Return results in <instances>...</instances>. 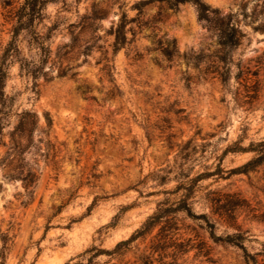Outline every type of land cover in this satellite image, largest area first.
Listing matches in <instances>:
<instances>
[{
    "label": "rangeland",
    "instance_id": "rangeland-1",
    "mask_svg": "<svg viewBox=\"0 0 264 264\" xmlns=\"http://www.w3.org/2000/svg\"><path fill=\"white\" fill-rule=\"evenodd\" d=\"M141 1L147 0H48L42 19L17 36L7 62L4 92L13 102L1 120L3 141L21 112H35L42 128L48 114L51 151L46 159L34 150L26 155L37 162L39 180L33 202L23 207L24 190L9 180L0 146V238L9 237L4 264H85L93 248L112 251L157 209L173 207L185 194L173 192L179 184L215 171L218 163L228 171L251 158L222 157L224 150L264 138V32L254 30L264 28V0H201L218 17L232 16L244 35L236 48H222L214 22L200 20L191 3L176 10L148 4L138 15L133 6ZM22 3L0 0V56ZM122 15L128 45L113 53L111 31ZM171 40L177 54L167 59L163 49ZM42 46L51 51L43 66ZM107 59L120 92L114 100L105 97ZM35 67L45 71L36 80L29 72ZM79 86L90 94L79 95ZM40 137L45 140L37 130L33 141ZM234 198L255 212L213 215L211 200ZM188 202L214 223L216 236L239 229L247 253L264 251V167L204 178ZM143 255H151V264H244L239 248L214 243L203 220L181 212L92 264H143ZM257 264H264L261 256Z\"/></svg>",
    "mask_w": 264,
    "mask_h": 264
},
{
    "label": "trees",
    "instance_id": "trees-1",
    "mask_svg": "<svg viewBox=\"0 0 264 264\" xmlns=\"http://www.w3.org/2000/svg\"><path fill=\"white\" fill-rule=\"evenodd\" d=\"M47 1L48 0H23L22 5L15 12V26L12 29L11 39L0 56V146L5 148V153L1 158V163H6L8 168H10V173L8 175L9 180L20 181L24 190L23 195H20V197H22L21 205L23 207H27L33 202L35 188L39 180V174L36 169L38 166L37 162L31 160V162L29 163L26 159V155L28 153L32 154L30 151L34 150L36 151L35 154H32L34 155V157L42 156L45 159L48 158L49 152L51 151V145L47 141V137L52 128V121L48 114H45L46 116L44 117V127L42 128L39 126V118L35 112H21L17 115V124L7 134L8 142L5 143L3 141L1 120L3 117H6L8 115L7 111L11 108L13 99L5 94L4 87L8 75V58L11 57L12 53L16 52V38L22 30H30L36 21H40L42 19V12ZM153 3H164L171 10H176L179 4L191 3L195 6L200 20H203L207 23L214 22L216 29L219 31L220 46L222 48H236L240 45V42L244 37L236 22L232 23L231 15L218 17V11L215 9H211L201 0H147L134 4L133 8L137 10L138 15H141L143 8L146 5ZM95 19L96 18H93L92 20ZM126 24V16L122 15L116 28L111 31V34L114 36V42L112 46L113 53H115L120 48L128 45V41L125 36ZM51 30H53V27H50L48 29V32ZM254 30L264 32V28H255ZM176 54L177 51L175 41L171 40L165 42L163 55L167 59H171L175 57ZM41 55L42 59L40 60V64L43 66L47 64L51 55V51L48 48L42 46ZM219 61L223 65H227L228 63L225 57L219 58ZM110 63V60H105V64L101 71L106 81L111 85L106 91L105 97L109 100H114L120 97V92L118 87L114 84V78L112 75L113 66ZM25 67L27 68L28 65H25ZM43 70V67H35L33 68V70L30 69L29 72L32 74L34 80H36L38 75L45 72ZM59 74L60 77L63 76L62 72H59ZM226 76V72L222 73L220 76L223 83H225L227 80ZM76 91L83 97L87 96L91 92L90 88L87 86H79L77 87ZM88 99L95 101V98L92 96L88 97ZM181 112L182 110H177V113ZM37 130H40V133L45 137V140L41 139L40 137L36 142L33 141V136L35 132H37ZM42 146H44V149L41 148ZM228 153L251 154V158L241 166L228 171H224L223 169H221L220 163H218L215 171L199 174L194 179H190L184 184H179L173 192L176 193L179 191H184L185 194L178 200V202H176L173 207L157 209L156 213L149 217L139 230L135 231L128 240L117 243L112 251H103L93 248L95 252L85 264H92V259L102 254L108 256L113 254H120L121 251L126 249L129 244H131L138 238L144 239L146 236L150 235L153 228L158 225L162 219L180 212L184 213L186 217H189L193 220H203L205 223V227L209 232V237L213 240L214 243L239 248L243 253L244 264H257V257L259 256L264 259V251L255 255H250L246 252L243 246V242L246 238L244 236V233L240 232L239 229L234 234L225 235L224 237L216 236L214 234V223H210L207 219V216L204 214H194L192 205L188 202V200L193 195L197 182L203 180L204 178H209L224 173L227 174V177L240 174L248 175L249 173H254L258 169L264 167V138L259 140L258 142H251L246 148H227L226 150H224L222 157L226 156ZM186 157H189V155L183 153L182 159L185 160ZM93 178L96 179L97 176H93ZM95 201L96 199H94V202ZM94 202L92 203L91 207L93 206ZM210 203H212L213 215L217 214L220 217L221 213L227 215V217H233L239 211H246L247 213L255 212L253 209H250L249 206H246L245 202L243 200H240L239 198H234V200H227L225 202H221L220 200L212 202L211 200ZM260 217L264 219V213ZM253 218H255V216H253ZM0 239L3 245L0 251V264H4L5 252L7 249L6 245L9 237L8 235H2ZM152 252H157L156 247L153 248ZM141 261L143 264H151L152 257L151 255H143ZM74 264L83 263L79 262Z\"/></svg>",
    "mask_w": 264,
    "mask_h": 264
}]
</instances>
